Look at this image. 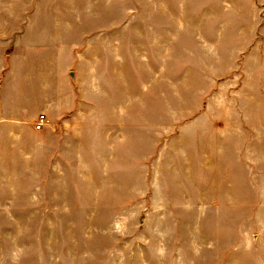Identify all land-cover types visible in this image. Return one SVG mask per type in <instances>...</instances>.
Here are the masks:
<instances>
[{
    "label": "rangeland",
    "instance_id": "1",
    "mask_svg": "<svg viewBox=\"0 0 264 264\" xmlns=\"http://www.w3.org/2000/svg\"><path fill=\"white\" fill-rule=\"evenodd\" d=\"M0 11L71 17L57 73L87 97L68 155L0 164V264H264V0Z\"/></svg>",
    "mask_w": 264,
    "mask_h": 264
},
{
    "label": "crops",
    "instance_id": "2",
    "mask_svg": "<svg viewBox=\"0 0 264 264\" xmlns=\"http://www.w3.org/2000/svg\"><path fill=\"white\" fill-rule=\"evenodd\" d=\"M72 28L71 17L0 11V164L24 162L60 144L63 157L70 153L72 111L78 116L87 97H73L72 79L57 73L55 53L65 43L72 49ZM41 113L45 125L38 129Z\"/></svg>",
    "mask_w": 264,
    "mask_h": 264
},
{
    "label": "built area",
    "instance_id": "3",
    "mask_svg": "<svg viewBox=\"0 0 264 264\" xmlns=\"http://www.w3.org/2000/svg\"><path fill=\"white\" fill-rule=\"evenodd\" d=\"M44 119H45V114L41 113L40 117H39V120L36 122V127L38 129H41L45 125Z\"/></svg>",
    "mask_w": 264,
    "mask_h": 264
}]
</instances>
